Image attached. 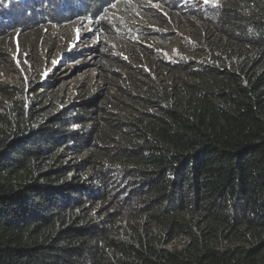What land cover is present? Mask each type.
I'll return each instance as SVG.
<instances>
[{"label": "trees", "instance_id": "16d2710c", "mask_svg": "<svg viewBox=\"0 0 264 264\" xmlns=\"http://www.w3.org/2000/svg\"><path fill=\"white\" fill-rule=\"evenodd\" d=\"M0 264H264V0H0Z\"/></svg>", "mask_w": 264, "mask_h": 264}, {"label": "rangeland", "instance_id": "374dc122", "mask_svg": "<svg viewBox=\"0 0 264 264\" xmlns=\"http://www.w3.org/2000/svg\"><path fill=\"white\" fill-rule=\"evenodd\" d=\"M75 22L76 23L65 24L58 27H51L49 28L48 35H50V33L51 34L56 33L57 35H62V36L68 35L69 37L68 43H71L72 46L75 43L80 44L82 42H85L88 37L87 33L93 31L92 27L85 22H79V21H75ZM68 43L67 45H69Z\"/></svg>", "mask_w": 264, "mask_h": 264}, {"label": "clouds", "instance_id": "9594fccd", "mask_svg": "<svg viewBox=\"0 0 264 264\" xmlns=\"http://www.w3.org/2000/svg\"><path fill=\"white\" fill-rule=\"evenodd\" d=\"M80 22V21H79ZM88 25H90L91 27H92V30L94 31V26L93 25H91L90 23H87ZM92 32V31H91ZM90 33V32H89ZM76 44V43H75ZM75 44H73V46L71 45V43H69V45H68V47H66L67 49V51H69L70 49H72L74 46H75Z\"/></svg>", "mask_w": 264, "mask_h": 264}, {"label": "snow or ice", "instance_id": "6c2138e0", "mask_svg": "<svg viewBox=\"0 0 264 264\" xmlns=\"http://www.w3.org/2000/svg\"><path fill=\"white\" fill-rule=\"evenodd\" d=\"M206 3L210 2V0H205Z\"/></svg>", "mask_w": 264, "mask_h": 264}]
</instances>
